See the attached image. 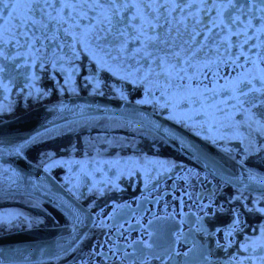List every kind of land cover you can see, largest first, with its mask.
Instances as JSON below:
<instances>
[{
	"label": "flooded vegetation",
	"instance_id": "1",
	"mask_svg": "<svg viewBox=\"0 0 264 264\" xmlns=\"http://www.w3.org/2000/svg\"><path fill=\"white\" fill-rule=\"evenodd\" d=\"M25 3L19 0L17 14H24ZM185 11L195 12L196 5ZM200 18L207 20L204 10ZM186 22L191 28L194 21ZM88 23L81 22L76 39L57 31L59 25L47 32L30 26L28 36L39 37L34 43L12 39L25 29L0 27L8 29L0 38V126L74 104L69 122L32 132L18 153L87 213L77 243L60 256L0 264H264V106L237 111L221 90L264 69V34L256 31L261 21H252L248 35L256 38L244 45L249 62L241 56L242 67L223 47L217 52L211 39L188 67L191 49L181 47L187 34L181 25L177 36L173 27L176 44L165 51L180 59L169 57L165 67L176 65L170 74H161L159 61L133 54L139 42L121 51L104 33L80 35ZM205 65L213 72L219 66V76ZM0 202L25 213L0 222V236L71 221L43 198L10 195Z\"/></svg>",
	"mask_w": 264,
	"mask_h": 264
},
{
	"label": "snow or ice",
	"instance_id": "2",
	"mask_svg": "<svg viewBox=\"0 0 264 264\" xmlns=\"http://www.w3.org/2000/svg\"><path fill=\"white\" fill-rule=\"evenodd\" d=\"M18 2L19 0H0V27L11 24L13 28L25 29L18 33L13 32L12 39H16L19 35L34 43L39 37H29L26 30L30 26H38L37 30L43 29L47 32L50 25L53 27L59 25L57 31L63 30L76 39V30L81 29V22L87 20L89 23L83 25L86 31L81 32L80 35L87 37L91 33H104L103 38L107 40L111 36L120 44L121 51L127 50L129 42H139L140 47L134 49L133 54L142 53V59H151L153 63L159 61L161 74H170L176 67L175 64L165 67L169 64V57L180 59L178 52L165 51L174 48L176 44V37L172 34L173 27L177 36L180 35L181 25L187 34L186 39L181 37V47L187 44L191 49L189 58L184 61L188 67H193L194 64L191 57L209 47L205 42L210 39L217 52L223 47L229 54L228 58L231 59L232 64L242 67L237 64L241 56H244V63L249 62V58L243 52L244 45L248 44L250 39L256 38L248 35L249 30L253 28V19L261 21L256 31L264 34V15L259 17L248 15L253 12L264 13V0H199L198 5L197 0H27L23 5L26 11L22 16L16 12ZM194 5H196L195 12L185 11L193 9ZM200 10H204L207 20L200 18ZM213 10L215 15L211 14ZM189 17L194 21L191 28L186 22ZM241 17L248 19L245 21ZM65 25L68 27H64ZM217 29L219 31H216ZM7 30L3 29V31ZM3 31H0V38L3 36ZM233 37H243V40L237 39L233 42ZM198 38H200L199 42ZM158 44L163 47L158 49L156 47ZM233 47H238L241 51L232 53ZM250 47L257 45L253 44ZM154 52L164 54L154 55ZM3 56L4 53L0 50V57ZM261 59L264 60V57ZM223 62L222 60L221 63ZM252 63L255 65L256 61ZM205 67H208V71L212 72L214 77L219 76V66L215 72L210 66L205 65ZM2 70L0 68V71ZM180 71L187 75L185 68H181ZM259 71V75L251 78H246L245 74L233 78L232 87L222 86L221 90L230 93L228 99L235 101L233 107L237 111L243 110L250 114L258 105L264 106V99L261 98L264 97V69ZM211 91L216 93L215 86ZM253 93L256 95H252ZM245 104L248 105L247 108H244Z\"/></svg>",
	"mask_w": 264,
	"mask_h": 264
},
{
	"label": "water",
	"instance_id": "3",
	"mask_svg": "<svg viewBox=\"0 0 264 264\" xmlns=\"http://www.w3.org/2000/svg\"><path fill=\"white\" fill-rule=\"evenodd\" d=\"M73 106L70 103L50 106L38 111L33 117L0 126V198L21 194L43 198L58 206L71 219L65 227L0 236V262L52 259L60 256L79 239L87 213L67 196L59 184L48 181L42 169L25 162L18 153L19 142L31 136L32 132L37 134L45 128L69 122L73 118ZM203 160L205 162L208 159L204 157Z\"/></svg>",
	"mask_w": 264,
	"mask_h": 264
},
{
	"label": "rangeland",
	"instance_id": "4",
	"mask_svg": "<svg viewBox=\"0 0 264 264\" xmlns=\"http://www.w3.org/2000/svg\"><path fill=\"white\" fill-rule=\"evenodd\" d=\"M25 214L24 212H22L21 210H17V209H13L12 206L9 207L8 205H5L4 202H0V222L6 221L8 222V218L11 216L12 219H19L20 215ZM48 216V215H47ZM46 218H50L49 216ZM39 219H41V221H45L44 218L39 217ZM19 222V220H18ZM3 231H0V234H2Z\"/></svg>",
	"mask_w": 264,
	"mask_h": 264
}]
</instances>
